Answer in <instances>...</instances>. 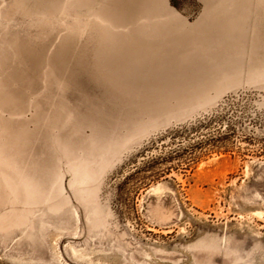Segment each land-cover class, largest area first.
Listing matches in <instances>:
<instances>
[{
    "label": "rangeland",
    "instance_id": "rangeland-1",
    "mask_svg": "<svg viewBox=\"0 0 264 264\" xmlns=\"http://www.w3.org/2000/svg\"><path fill=\"white\" fill-rule=\"evenodd\" d=\"M230 3L0 0V264H264V2Z\"/></svg>",
    "mask_w": 264,
    "mask_h": 264
},
{
    "label": "bare ground",
    "instance_id": "bare-ground-1",
    "mask_svg": "<svg viewBox=\"0 0 264 264\" xmlns=\"http://www.w3.org/2000/svg\"><path fill=\"white\" fill-rule=\"evenodd\" d=\"M229 1L231 3L227 5L228 7L226 6L227 7V10H225L226 12L224 14V16L226 18L225 17H222L221 20H220V22H217L216 21L217 23H215V31H217L218 33L219 32L220 33H223V34L224 33L229 34L230 32H236V33H240V34L242 33L243 34V33L246 32V29L244 28V24L246 22H244V19H242L243 18V15L242 14L244 13V11H243L244 9L243 8H245V6L238 5V4H240L239 1H242V0H229ZM237 1H238V3H237ZM259 1L264 2V0H259ZM261 4H263V3H261ZM230 8H231V10H229ZM164 10L167 12V15L168 16H172V18L176 19V22L178 21V22H180V24H182L181 23V19H179L178 17H176L173 14V12L169 11L166 8H164ZM245 17H247V16H245ZM250 34H251V32H250Z\"/></svg>",
    "mask_w": 264,
    "mask_h": 264
},
{
    "label": "crops",
    "instance_id": "crops-1",
    "mask_svg": "<svg viewBox=\"0 0 264 264\" xmlns=\"http://www.w3.org/2000/svg\"><path fill=\"white\" fill-rule=\"evenodd\" d=\"M136 38H138V37H136ZM137 45H138L139 49H144V48L148 49V48H150L147 43H142L141 40H139ZM131 58H134V57H131ZM127 59L128 58L126 56H122L121 59H120V64L121 65H129L130 66V65H133V64L137 63V62H135V60H131V63H133V64H131V63L127 62Z\"/></svg>",
    "mask_w": 264,
    "mask_h": 264
},
{
    "label": "trees",
    "instance_id": "trees-1",
    "mask_svg": "<svg viewBox=\"0 0 264 264\" xmlns=\"http://www.w3.org/2000/svg\"><path fill=\"white\" fill-rule=\"evenodd\" d=\"M150 162H155V161H154V159H153V160H151Z\"/></svg>",
    "mask_w": 264,
    "mask_h": 264
}]
</instances>
